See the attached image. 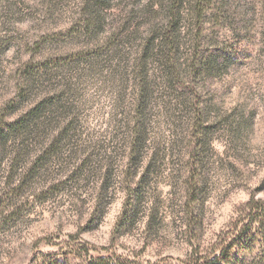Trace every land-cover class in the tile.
I'll return each instance as SVG.
<instances>
[{"label": "rangeland", "instance_id": "rangeland-1", "mask_svg": "<svg viewBox=\"0 0 264 264\" xmlns=\"http://www.w3.org/2000/svg\"><path fill=\"white\" fill-rule=\"evenodd\" d=\"M173 2L0 0V264H203L264 203V0Z\"/></svg>", "mask_w": 264, "mask_h": 264}, {"label": "trees", "instance_id": "trees-1", "mask_svg": "<svg viewBox=\"0 0 264 264\" xmlns=\"http://www.w3.org/2000/svg\"><path fill=\"white\" fill-rule=\"evenodd\" d=\"M177 2L178 0H174ZM173 2V3H175ZM137 140L134 142V149L136 150ZM132 203V201H130ZM246 225L239 230L238 234L235 236L233 242L226 247L221 249V253L213 258V260H208L203 264H217L219 262H226L230 259L232 253L235 250V246H240L241 249H248L254 245L258 239L264 238V203L262 202H250L248 210L246 212V217L244 219ZM255 229V230H254ZM248 232V233H247ZM82 253V252H81ZM83 257V256H82ZM196 264H198V259H196ZM42 264H56L54 261L46 260ZM90 264H135L130 260H118L111 261L107 258H99ZM202 264V263H201Z\"/></svg>", "mask_w": 264, "mask_h": 264}]
</instances>
